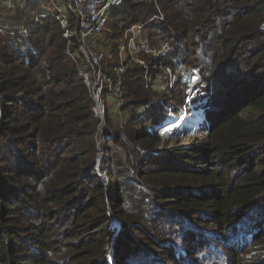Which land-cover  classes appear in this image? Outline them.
Wrapping results in <instances>:
<instances>
[{
    "label": "trees",
    "instance_id": "obj_1",
    "mask_svg": "<svg viewBox=\"0 0 264 264\" xmlns=\"http://www.w3.org/2000/svg\"><path fill=\"white\" fill-rule=\"evenodd\" d=\"M158 2L147 41L197 67L209 96L206 117L191 113L210 133L189 148L156 151L180 84L160 95L132 65L130 113L121 125L107 114L101 133L56 20L30 31L28 49L0 33V264H264V0ZM27 8L0 2V22L26 24ZM120 12L134 21L118 38L156 9L125 0Z\"/></svg>",
    "mask_w": 264,
    "mask_h": 264
},
{
    "label": "built area",
    "instance_id": "obj_2",
    "mask_svg": "<svg viewBox=\"0 0 264 264\" xmlns=\"http://www.w3.org/2000/svg\"><path fill=\"white\" fill-rule=\"evenodd\" d=\"M125 0H31L40 5L41 12L34 15L31 21L24 17L26 24L11 26L0 22V33L9 32V39L22 49L30 47V31L43 18L56 20L64 30L67 41L66 52L73 60L84 86L88 89L93 101L92 111L100 119L99 131L106 128V115L110 114L115 104H123L124 79L129 68L137 64L143 71V87L158 93L168 94L176 85L183 87L185 98L179 113L169 112L164 120L155 126V134L170 137L164 123L171 117L185 115L196 109L203 111L206 117L209 96L201 91L202 76L197 67L175 60L169 62L171 45L163 42L158 47H151L144 33V26L151 20H164V13L158 0H153L156 13L144 23L128 26L119 37L118 60L115 61L111 46L101 43L108 29L109 17L116 8H121ZM151 2V0H149ZM9 8L27 7L23 0H0ZM45 2V6L41 3ZM75 25L68 34L70 25ZM264 32V22L261 25ZM75 39V40H74ZM114 44V43H113ZM98 45V46H97ZM145 56L150 57L146 59ZM108 59V65L105 63ZM110 65V66H109ZM111 67L112 72L107 73ZM191 128V126L189 127ZM194 128V126H192ZM174 131V130H173ZM208 122L203 129L208 136ZM169 134V135H166Z\"/></svg>",
    "mask_w": 264,
    "mask_h": 264
},
{
    "label": "rangeland",
    "instance_id": "obj_3",
    "mask_svg": "<svg viewBox=\"0 0 264 264\" xmlns=\"http://www.w3.org/2000/svg\"><path fill=\"white\" fill-rule=\"evenodd\" d=\"M23 3H27L28 4V8L24 11L25 12V17H27L28 19L33 21L34 20V15L36 13L41 12V8L42 7H40V5L32 4L31 0H23ZM41 5L45 6V2L41 3ZM17 8L20 9V8H23V7H14V8H9V9H12V10H10L11 12H15V11L18 10ZM133 18H134V13H131V12L130 13H121L120 12V8H116L113 11V13L111 14V16L109 17L108 24H107L108 31L106 33H104L105 36H104V39H103V41L101 43H106V45H107L106 49H108V50H109V46H111L113 43L115 44V48L112 50V54H113V57H114L115 61L118 60V47L116 46V44L118 43L119 38L118 37H113V33L120 32V26L121 25H125L126 23H128L130 21H134ZM134 23H142V21L136 20ZM74 26L75 25H73V24L70 25V27L67 30L68 34L70 32H72ZM3 33L6 34V32H3ZM63 33H64V30H63ZM144 33H145V36L146 35L149 36L148 35V30L146 28H144ZM66 45H67V41H66ZM175 60L181 61V56H177V57L169 56V62L171 64L174 63ZM105 63H107V65H108V59H107V61ZM107 70H108L107 71L108 74H110L112 72V68L111 67H109ZM201 76H202V74H201ZM151 90H153V89H151ZM201 91L203 93H205L204 90L202 89V85H201ZM174 93L175 92L173 91V94ZM159 94L163 95V93H159ZM109 113H110V116L114 118V121H118L119 125H121L122 120H124L129 115L130 111L128 109L126 111H124V110L121 109V105L119 107L118 104H115L114 107L112 108V111L109 112ZM178 113H179V111H178ZM198 120H199L198 117H194L192 119V123H193V125L195 127H196V123H197ZM202 135H203V129L200 128V133L198 132V135L197 134L193 135L191 133V134H189L187 136V132L184 131L182 134L179 133V134L171 135L170 137H160V140H159V142L157 144L156 151L166 152V151L171 150V149L192 147V146H194V145H196V144H198L200 142L206 141L208 136H204V135L202 136ZM186 136H187V138H189L187 143L185 142V137ZM99 156H102L101 150L99 151ZM143 190L144 191L147 190V187H145ZM112 227L115 229L114 230L115 231L114 236H115L118 233V231L120 230L121 224L114 219L113 222H112ZM150 234H152L155 238H157L159 236V234L156 233V232L155 233L153 232V233H150ZM243 257L247 258V256H245V255H243ZM252 260H253V258H251V261Z\"/></svg>",
    "mask_w": 264,
    "mask_h": 264
},
{
    "label": "bare ground",
    "instance_id": "obj_4",
    "mask_svg": "<svg viewBox=\"0 0 264 264\" xmlns=\"http://www.w3.org/2000/svg\"><path fill=\"white\" fill-rule=\"evenodd\" d=\"M189 115L199 118V120L196 123V127L192 123L193 118H190ZM202 121H203V117L201 115L187 113L185 115H177L175 117H171L170 119H168L167 122L164 123V126H166L165 129L167 130V132L168 133L170 132L173 135L179 134V133L182 134L184 131L187 132V136L191 133L193 135H196V134L198 135V132L200 133V124ZM190 126L191 128H189ZM192 126H194V128H192ZM166 135H169V134H166ZM187 136L185 137L186 143L189 140Z\"/></svg>",
    "mask_w": 264,
    "mask_h": 264
}]
</instances>
